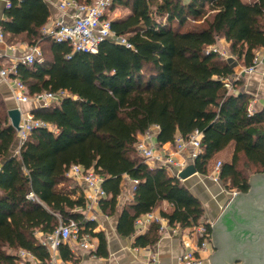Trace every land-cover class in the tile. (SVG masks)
<instances>
[{
  "label": "trees",
  "instance_id": "obj_1",
  "mask_svg": "<svg viewBox=\"0 0 264 264\" xmlns=\"http://www.w3.org/2000/svg\"><path fill=\"white\" fill-rule=\"evenodd\" d=\"M112 5L131 9L126 17L111 20L113 31L130 46L104 40L97 52H74L68 42L40 31L49 16L41 0L13 2L8 20L1 22L5 32L27 30L41 47L42 60L16 67L28 94L65 90L68 95L33 110L45 125L31 131L18 154L13 153L18 130L0 97V264H16L20 248L48 260L37 231L53 233L70 219L79 225L80 236L98 238L94 254H108L104 232H95L97 222L84 213L88 200L65 185L72 164L103 177L107 196L99 205L105 214H119L122 235L135 234L136 219L162 201L170 205L161 210L170 225L186 228L204 221L201 201L185 184L137 152L138 135L153 126L160 144L200 130L202 152L194 165L202 174L233 146L219 174L229 190L250 189L249 176L240 168L242 157L264 173V108L251 111L246 92L225 87L223 80L236 74L235 60L206 53L223 36L237 61L252 65L255 50L264 47V0H112ZM235 84L242 86L241 76ZM125 175L137 182L132 202L119 211ZM158 229L153 223L136 245L156 243ZM59 252L64 261L74 260L68 243L62 242Z\"/></svg>",
  "mask_w": 264,
  "mask_h": 264
},
{
  "label": "built area",
  "instance_id": "obj_2",
  "mask_svg": "<svg viewBox=\"0 0 264 264\" xmlns=\"http://www.w3.org/2000/svg\"><path fill=\"white\" fill-rule=\"evenodd\" d=\"M112 5V0H93L90 3L78 2L76 0H63L60 4L61 9L73 7L74 12L70 20L60 19L54 22L53 25L44 27L43 34L51 37L57 42H68L73 51L97 52L100 43L104 40L120 42L130 46L124 37L118 36L111 27V20L106 18L105 14ZM4 39L2 26L0 25V42ZM214 52L226 60H234L236 57L218 42L209 45L206 53ZM36 60H42V50L39 45H34L30 50L20 56L11 68H3L0 74L4 78H9L13 85V97L18 103H26L34 101L40 105H49L56 103L68 95L65 90L58 92L44 91L36 95H29L24 82L17 76V65L19 63L33 64ZM263 62V58L255 54L252 65L245 66V73H253L257 67ZM240 75L235 74L231 78L223 80L225 87L233 93H238L239 90L235 82ZM252 111V110H251ZM45 125L41 120L34 117L33 112H28L22 115L21 128L18 130V140L16 154L19 153L21 145L27 140L31 131L39 126ZM203 133L200 130H194L188 137H178L172 147L169 145H161L157 147L153 141L151 130L139 134L136 140V150L139 155L150 166H162L167 171L176 177L187 167L188 163L194 164L196 158L202 152ZM166 144V143H165ZM182 155V159L178 158ZM219 161L214 168L215 179H219L220 174ZM66 175L68 178L77 181L81 187H84L85 198L89 202V206L99 203L103 198H106L107 193L102 186L103 177L96 173L93 169H85L80 164H72ZM134 184L137 182L133 180ZM230 196L238 194L237 190H229ZM30 197L33 195L30 194ZM88 206V207H89ZM165 217L158 216L152 212L146 213L138 217L135 221V226L138 231H143L153 223H159L160 231L164 229ZM212 223L209 221H200L192 227V232L197 239V244L193 246L190 241L184 243L186 250L179 258L182 264H208V256L205 253L210 248L212 242ZM41 243L47 247L49 251V259L42 261L38 259L31 251L20 248L17 251L16 264H58L60 256V244L74 241L85 250L93 251L96 249L95 238L89 233L80 236V227L74 219H70L67 223H62L53 233H46L40 238Z\"/></svg>",
  "mask_w": 264,
  "mask_h": 264
},
{
  "label": "crops",
  "instance_id": "obj_3",
  "mask_svg": "<svg viewBox=\"0 0 264 264\" xmlns=\"http://www.w3.org/2000/svg\"><path fill=\"white\" fill-rule=\"evenodd\" d=\"M24 0H0V25L2 21L8 20V10L11 4L14 2L20 4ZM46 4L49 10V16L47 22L41 27L40 31L43 34L44 27L51 26L60 19L70 20L71 15L74 12L73 7H67L61 9L60 4L63 0H41ZM92 2L93 0H85ZM131 13L129 7L117 5L109 8L105 16L110 20L122 19ZM2 26V25H1ZM3 29V28H2ZM4 39L0 42V70L3 68H11L15 61L28 52L30 48L35 44L36 40L31 39L28 36V31L24 30L19 33L5 32ZM218 42L224 47H230V43L223 36H218ZM46 43V42H45ZM40 47V46H39ZM41 48V47H40ZM262 52L263 62L257 67V70L253 73H245V65L235 58L234 69L237 74L242 78L243 84L237 89L246 92L250 96L249 108L252 111L261 110L264 108V47H260L256 52ZM0 97L5 102L8 110L10 108L18 107L22 115L41 106L40 104L30 101L26 103H18L13 97V85L9 78H4L0 74ZM153 134V141L157 147L161 145L157 141L158 127L153 126L151 128ZM172 147L173 143H166ZM17 147V144H16ZM16 147L13 153L16 152ZM232 151H233V146ZM218 154L210 163L208 174L196 173L185 180H181L185 186L201 201L205 210V220L212 223V242L210 248L205 253L208 256V264L211 263V257L217 251L218 247H215L213 240V226L222 213L225 205L230 200L231 196L222 181L216 180L215 177V160H218ZM16 154V153H15ZM178 158L182 159V155H178ZM193 163L189 162L187 166ZM1 167V163H0ZM170 174V173H169ZM172 174V173H171ZM250 181V180H249ZM78 185V184H77ZM134 181L127 175L124 176L122 193L119 196L118 208L119 211L123 206L128 205L133 200L134 195ZM75 187L76 196H85L84 187L79 184ZM170 205L167 201H162L159 206L152 211V213L161 216V210H169ZM85 215L89 219H94L97 222L95 232H104L108 254L106 256H98L94 254V251H88L79 246L74 241H70L69 245L74 254V260L64 261L60 256L58 264H182L180 257L186 250L185 242L190 241L193 246L197 244V239L192 232V227L183 228L179 225H170L168 220L164 221V229L160 231V225L158 224L159 238L156 243L151 245H136L135 241L139 235L149 232L150 225L143 231H138L135 226V234L122 235L118 231L119 214H105L102 212L99 203L90 205L85 210ZM144 215V214H143ZM203 221V220H202ZM37 237L42 238L45 233L37 231ZM95 238L96 248L99 240ZM239 264V261L234 262Z\"/></svg>",
  "mask_w": 264,
  "mask_h": 264
},
{
  "label": "water",
  "instance_id": "obj_4",
  "mask_svg": "<svg viewBox=\"0 0 264 264\" xmlns=\"http://www.w3.org/2000/svg\"><path fill=\"white\" fill-rule=\"evenodd\" d=\"M8 115L11 124L20 130L21 110L10 108ZM196 173L191 164L179 177L185 180ZM249 182V191L231 197L213 226L218 249L211 257L212 264H264V173L252 176Z\"/></svg>",
  "mask_w": 264,
  "mask_h": 264
},
{
  "label": "rangeland",
  "instance_id": "obj_5",
  "mask_svg": "<svg viewBox=\"0 0 264 264\" xmlns=\"http://www.w3.org/2000/svg\"><path fill=\"white\" fill-rule=\"evenodd\" d=\"M226 48V47H225ZM228 48V47H227ZM229 49V48H228ZM255 54H258L259 56H261L262 57V55H263V53L262 52H256V50H255ZM236 57V56H235ZM237 58V57H236ZM241 63H242V61H240ZM233 65H234V63H233ZM15 150V149H14ZM232 154H233V151H232V147L231 146H229V147H227L224 151H222V153H221V155L219 156V158H218V160H215V166L217 165V163L220 161L221 162V165H220V168H221V166H222V163L223 162H225V161H230L231 160V158H232ZM240 168L246 173V174H248V176H249V180H250V178L252 177V176H254V175H256V174H258V172H256V170L257 169H255L254 167H248L247 166V164H246V162H245V159L242 157L241 158V162H240ZM219 180H220V178H219ZM220 182H221V180H220ZM79 185V183L77 182V181H75V180H72L71 178H69L66 182H65V185H67V186H78ZM222 184H223V182H222ZM224 185V184H223ZM224 187L226 188V186L224 185ZM225 190H227V191H229V189L228 188H226Z\"/></svg>",
  "mask_w": 264,
  "mask_h": 264
}]
</instances>
